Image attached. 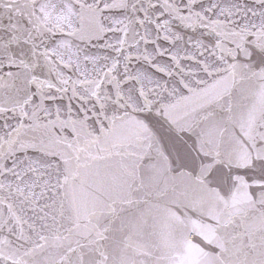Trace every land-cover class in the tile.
<instances>
[{
  "label": "snow or ice",
  "instance_id": "1",
  "mask_svg": "<svg viewBox=\"0 0 264 264\" xmlns=\"http://www.w3.org/2000/svg\"><path fill=\"white\" fill-rule=\"evenodd\" d=\"M0 264H264V0H0Z\"/></svg>",
  "mask_w": 264,
  "mask_h": 264
}]
</instances>
